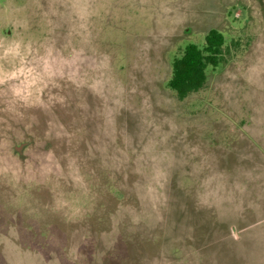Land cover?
Listing matches in <instances>:
<instances>
[{"label": "rangeland", "instance_id": "obj_1", "mask_svg": "<svg viewBox=\"0 0 264 264\" xmlns=\"http://www.w3.org/2000/svg\"><path fill=\"white\" fill-rule=\"evenodd\" d=\"M0 264H264V0H0Z\"/></svg>", "mask_w": 264, "mask_h": 264}, {"label": "trees", "instance_id": "obj_2", "mask_svg": "<svg viewBox=\"0 0 264 264\" xmlns=\"http://www.w3.org/2000/svg\"><path fill=\"white\" fill-rule=\"evenodd\" d=\"M224 35L210 28L204 35V44L187 43L182 52L171 62V75L167 86L179 99L203 87L207 79V67H215L223 57Z\"/></svg>", "mask_w": 264, "mask_h": 264}]
</instances>
